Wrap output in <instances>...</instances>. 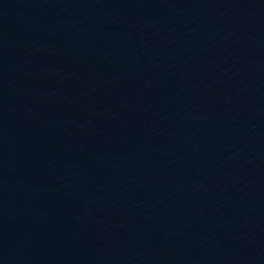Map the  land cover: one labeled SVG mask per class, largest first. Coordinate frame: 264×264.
<instances>
[{
    "label": "water",
    "instance_id": "95a60500",
    "mask_svg": "<svg viewBox=\"0 0 264 264\" xmlns=\"http://www.w3.org/2000/svg\"><path fill=\"white\" fill-rule=\"evenodd\" d=\"M0 264H264V0H0Z\"/></svg>",
    "mask_w": 264,
    "mask_h": 264
}]
</instances>
